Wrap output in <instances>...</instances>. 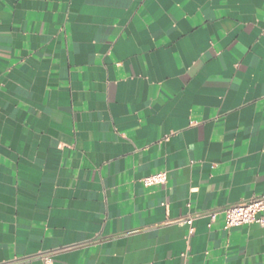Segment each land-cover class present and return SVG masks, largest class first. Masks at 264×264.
I'll use <instances>...</instances> for the list:
<instances>
[{
  "label": "crops",
  "instance_id": "crops-1",
  "mask_svg": "<svg viewBox=\"0 0 264 264\" xmlns=\"http://www.w3.org/2000/svg\"><path fill=\"white\" fill-rule=\"evenodd\" d=\"M261 197L264 0H0V264H264Z\"/></svg>",
  "mask_w": 264,
  "mask_h": 264
},
{
  "label": "built area",
  "instance_id": "built-area-1",
  "mask_svg": "<svg viewBox=\"0 0 264 264\" xmlns=\"http://www.w3.org/2000/svg\"><path fill=\"white\" fill-rule=\"evenodd\" d=\"M167 182L166 173H157L148 176L142 180L146 187H151ZM264 197L253 198L236 205L225 207L221 210H216L210 214L212 221L218 214H223L225 218V226L227 229L239 228L249 224H259L264 226ZM193 218H183L176 220V223L187 224L190 226L188 237L194 235V230L191 228Z\"/></svg>",
  "mask_w": 264,
  "mask_h": 264
}]
</instances>
